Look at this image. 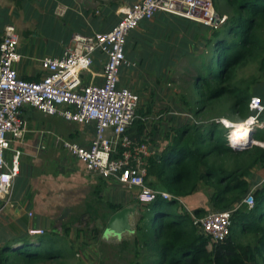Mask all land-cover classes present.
<instances>
[{
    "label": "trees",
    "instance_id": "obj_1",
    "mask_svg": "<svg viewBox=\"0 0 264 264\" xmlns=\"http://www.w3.org/2000/svg\"><path fill=\"white\" fill-rule=\"evenodd\" d=\"M214 4L227 18L218 27L201 23L203 50L191 57L187 91L181 94L182 109L194 119L172 123L166 143L152 139L157 151L149 160L147 182L172 193L173 198L138 203L141 210L134 230L122 240L125 248H134L133 264H264V182L253 187L250 180L253 167L264 168V111L258 117L263 126L253 125L256 142L247 147L232 146L228 127L217 120L225 111L242 119L254 113L250 100L256 93L249 83L243 86L238 70L258 60L264 70V0H214ZM260 97L264 102V94ZM138 114L128 133L142 141L149 119L140 108ZM199 190L207 194L215 210L238 205L224 241H213L195 224L194 216L208 212L205 206L196 205L190 211L182 201ZM251 191L253 207L244 202ZM87 206L90 217L85 226L76 227V240L69 245L65 237L73 234L77 217L63 225V235L56 227L39 234H30L28 229L13 231L11 239L0 244V264H79L68 257L101 244L107 233L100 221L105 224L124 207L106 201L108 210L101 213L90 202Z\"/></svg>",
    "mask_w": 264,
    "mask_h": 264
},
{
    "label": "built area",
    "instance_id": "obj_2",
    "mask_svg": "<svg viewBox=\"0 0 264 264\" xmlns=\"http://www.w3.org/2000/svg\"><path fill=\"white\" fill-rule=\"evenodd\" d=\"M159 12L186 17L209 27H218L227 18L217 11L214 0H134L123 8V16L111 30L76 33L61 55L43 57L41 65L45 72L39 80L19 74L16 63L22 57L18 50L20 35L14 24L5 25L0 33V212L13 203L15 180L21 172L26 107L83 125L94 124L95 135L88 145L60 135L57 141L90 172L128 188L138 187L135 202L147 204L159 197L173 198L172 193L147 182L149 160L157 146L151 138L139 141L128 133L139 117L141 98L135 90L120 83L122 69L135 65L126 56L129 35L142 21ZM95 63L102 65L98 75L102 81L88 82L84 75L92 72ZM250 109L254 113L245 122L251 127L263 126L258 118L264 111L261 97L252 96ZM162 114L157 118L163 117ZM229 136V143L234 145ZM252 192L244 199L249 207L255 204ZM237 207L208 210L201 217L194 216V222L213 241H224L231 233L232 215ZM29 232L39 234L45 230L31 228Z\"/></svg>",
    "mask_w": 264,
    "mask_h": 264
},
{
    "label": "crops",
    "instance_id": "obj_3",
    "mask_svg": "<svg viewBox=\"0 0 264 264\" xmlns=\"http://www.w3.org/2000/svg\"><path fill=\"white\" fill-rule=\"evenodd\" d=\"M134 0H0V33L3 32L5 25L14 24L20 35L18 50L21 59L16 63L19 74L29 80H39L44 75L41 65V59L45 56L61 55L67 44L70 43L72 37L76 33L91 34L95 31L106 32L111 30L123 16V8ZM201 23L192 19L178 16L171 13L159 12L152 19L142 21L141 25L131 32L128 43L133 45L135 56L129 50L128 43L126 49L127 58L135 63L137 59L147 66L164 68L166 61L163 54L171 53V44L165 42L166 39H160L159 36L165 31L170 32H190L192 36L201 33ZM197 29V30H196ZM158 37L155 38L154 37ZM149 40L150 43H149ZM150 44V46L148 45ZM160 45L156 47L155 45ZM140 45V46H139ZM139 48V49H138ZM189 46L184 47V51L188 52ZM140 50L142 54H138ZM148 54V56L146 55ZM149 58V59H148ZM157 61L158 64H154ZM150 62L152 64H150ZM155 65V66H154ZM134 66V65H133ZM102 72V65L95 63L92 72H86L84 79L88 82L102 81V77L98 76ZM136 74L132 67L123 68L121 71V84L128 86L140 92L141 87L151 93L142 97L147 101L151 95V100L160 99L169 100L172 97L169 90L162 93L158 84L161 82L153 81L152 83L134 81L131 77ZM142 73L139 72V75ZM143 84H146L145 86ZM162 85V84H160ZM158 87V88H157ZM158 89V90H157ZM143 91V90H141ZM165 94V95H163ZM168 96V97H167ZM141 98V97H140ZM174 98V97H173ZM175 99V98H174ZM154 101L151 103V110L145 111L146 118H157L153 109ZM153 110V112H152ZM162 111V110H161ZM165 111V110H164ZM163 113V117L177 113L183 114L186 120L194 119L192 114L174 106L169 112ZM159 113V114H160ZM158 115V114H157ZM167 115V116H168ZM178 115V114H177ZM50 116L61 117L53 114H46L36 108L26 107L24 117L27 121V131L22 144V166L21 172L15 180L13 203L5 207L0 212V244L11 239V236L17 230H29L33 225V219L29 216V211L53 212L60 211L66 207L81 202L87 198L85 189H89L94 182L95 177L103 179L107 183L111 179H106L86 170L93 178H83L77 172L67 174L56 173L52 170L59 163L57 154L52 152H43L41 150L24 149L25 143H31L35 138L39 140L38 149H46L51 141L60 135L65 138L75 139L82 144L91 143L95 135L94 124L83 125L61 117L62 126H57L49 121ZM155 120V119H154ZM158 121V119H157ZM172 123H177V119H172ZM33 124V126H29ZM72 128H71V127ZM58 142V141H57ZM22 149V146H21ZM65 150V149H64ZM47 151H54L53 149ZM69 157H74L67 150ZM53 156V157H52ZM65 160L73 162V160L63 157ZM81 162V161H80ZM76 161L77 166L82 164ZM95 176V177H94ZM112 181V180H111ZM112 185V184H110ZM124 184L117 181L113 186H118L117 190L112 189L111 200L114 203H122V208H132L129 212V220L132 225L133 232L135 224L140 213L137 209L138 203L134 200L138 191V187L122 189ZM126 187V186H125ZM97 186L95 191H97ZM196 193L183 198V202L193 203ZM118 198V200H117ZM89 201L86 203V205ZM187 208L192 211L194 207ZM121 208V209H122ZM119 209V210H121ZM118 210V211H119ZM13 231H15L13 233ZM126 232V231H124ZM108 235L117 236L116 232L109 229Z\"/></svg>",
    "mask_w": 264,
    "mask_h": 264
},
{
    "label": "rangeland",
    "instance_id": "obj_4",
    "mask_svg": "<svg viewBox=\"0 0 264 264\" xmlns=\"http://www.w3.org/2000/svg\"><path fill=\"white\" fill-rule=\"evenodd\" d=\"M200 35L201 34H197L194 35L193 37L190 32L180 33L174 30H171L170 32L165 31L164 33H162V35H160L159 38L166 39L165 42H169L171 44V53L167 52L163 54V59L166 61L167 67H164L162 69L151 67L152 65L147 66L146 64H144L143 62L137 59L136 65L132 66V68L135 69L136 74H133L131 78L134 81H136L135 78H137L138 80L137 82H141L143 80L146 82L150 81L151 83L153 81H159L161 82L160 84H162V85L158 84L159 90H162L161 91L162 93L169 90L168 93H171V96L169 97H172L169 100L160 99V103H158L157 100H159V98H156V100H151L152 97L150 95L149 99L145 101L142 100V97L147 96L151 92L149 90L146 91V88L141 87V90L143 91L140 90V92H137L141 97L140 111L142 110L145 112V110L146 111L149 110V108H151V103L153 101L155 102L154 105H152L155 111V116H157V114H159L162 111L168 113L169 109H174V106L176 105H178V108L184 109L185 106L182 103L181 94H184L187 91L186 80L188 78V75L190 74L191 57L199 55V53L203 50L202 42H199ZM155 38L158 37L156 36L154 37V39ZM150 41L151 40H149V43ZM148 45L150 46V44ZM155 46L159 47L160 45L156 44ZM188 46H189L188 53H186L184 51V47H188ZM128 47L130 51L134 50L132 49L133 45L130 44V42L128 43ZM131 53L132 56H135V52L132 51ZM137 53L140 55L143 52L141 53L140 50H137ZM146 55L148 56V54ZM150 64L152 63L150 62ZM154 64L156 65L158 64V62L155 61ZM139 72H141L142 74L139 75ZM238 78L240 79V81H242L243 86H246L247 83L250 84L253 93H256L254 95L260 97V94H264V70L261 69L259 60L249 62L243 65L242 67H240L238 70ZM143 85L145 86L146 84ZM177 114L160 117L163 118L161 122L157 121V119L160 120V118H150L148 120V127L145 131V137L151 138L159 144L166 143L165 137L167 133L171 131L172 119L176 118L177 123H183L184 121H186L185 119L186 116H184L181 113H177ZM249 117L246 119H242L239 115L233 112L225 111V114H223L222 117H218L217 120L222 122V120L225 119L228 122H230V125H233L235 123H246L245 121L249 119ZM60 119L61 117H55V116L49 117V121L57 126L63 125ZM240 121H244V122H240ZM29 126L32 127L33 124ZM233 127H235V125H233ZM252 134H253V127L251 129V135ZM255 142L256 141L253 138H251L247 141V143H244L243 146L247 147ZM38 144H39V140L35 138L31 143L29 144L25 143L24 149H26L29 146V149L32 150L52 152V154L56 153L58 155L57 159L59 160V163L56 164L54 167H52V170L57 171L56 173H58V175L67 174V176H71L70 174L72 173L70 172L73 171V172H77L83 178H87V179L91 177L93 178V176L86 170L83 163L80 162L77 158L69 157L66 154L62 145L59 142H57L56 139L51 141L45 150L38 149ZM23 145L24 144H22V150H23ZM51 149H53L54 151H47ZM63 157L71 159L73 160V162L67 161ZM76 161L80 162L82 166L79 165L77 166ZM21 166H22V159H21ZM252 174L253 175L250 177V180L252 181L253 187H255L258 184H262V182H264L263 167L260 166L253 167ZM115 183H117V181L110 180L109 182L103 184V179L95 177L94 184L91 187H89V189H85L87 198H85L81 202V204H75L73 206L66 207L60 211H53V212L38 213L35 212L34 210L29 211L33 213L32 215L29 214V216L32 217L33 219L32 227L39 229L42 228L45 231L46 230L49 231L51 227H56L59 229L60 234L63 235L64 234L63 225L67 222V220H71L73 217H77L78 219L76 220L75 225H73V231H72L73 234L65 237V243L69 245L74 240H76L75 238L76 227L85 226L86 221L90 217V213L87 212L88 206L86 205V203L89 201L94 207L98 208L101 213L107 211L108 209L104 206V202L107 201L110 203H114L111 200L112 189L117 190L119 188L118 186L115 187L113 186ZM96 186L97 188H101L99 193L95 191ZM121 187L124 190L127 189V187L125 186L121 185ZM206 195L207 194L203 190H199L198 192H196L194 202L186 203V204L192 208L194 207V205H202L205 206L208 210H213ZM133 201H135V199ZM140 204H138V207L140 206ZM138 207L137 209L140 213L141 207L139 208ZM35 219L38 220V225L34 224ZM133 223L135 224L136 220L133 221ZM99 224L101 225V227L106 229L108 221L105 224H102L100 221ZM130 234L131 233L129 232V230H126V232H123L121 235L114 236V238L112 237V235L111 236L108 235L101 244H93L92 246L84 249V251L77 252V254L74 255H70L68 257V260L79 264H102V263L133 264L136 259L134 248L132 247L125 248L124 245L122 244L123 238L128 237ZM75 246L77 247L78 245L75 244ZM76 251H78V248L76 249Z\"/></svg>",
    "mask_w": 264,
    "mask_h": 264
},
{
    "label": "water",
    "instance_id": "obj_5",
    "mask_svg": "<svg viewBox=\"0 0 264 264\" xmlns=\"http://www.w3.org/2000/svg\"><path fill=\"white\" fill-rule=\"evenodd\" d=\"M251 138L252 135L250 136V139ZM131 210L132 208L126 207L113 213L108 219V224L105 232L107 233L109 229H112L114 232H116V234L121 235L126 230L131 231L132 225L129 220V212Z\"/></svg>",
    "mask_w": 264,
    "mask_h": 264
},
{
    "label": "bare ground",
    "instance_id": "obj_6",
    "mask_svg": "<svg viewBox=\"0 0 264 264\" xmlns=\"http://www.w3.org/2000/svg\"><path fill=\"white\" fill-rule=\"evenodd\" d=\"M223 123H227L229 126V137L232 138L234 141V145H241L244 143H247V141L250 139L251 136V129L252 127L250 126L249 122L246 123H235V127L233 125H230V122L227 120L223 119ZM244 122V121H242ZM232 127V130H231ZM231 131V134H230Z\"/></svg>",
    "mask_w": 264,
    "mask_h": 264
},
{
    "label": "clouds",
    "instance_id": "obj_7",
    "mask_svg": "<svg viewBox=\"0 0 264 264\" xmlns=\"http://www.w3.org/2000/svg\"><path fill=\"white\" fill-rule=\"evenodd\" d=\"M229 135V134H228ZM232 146H235V145H232Z\"/></svg>",
    "mask_w": 264,
    "mask_h": 264
}]
</instances>
